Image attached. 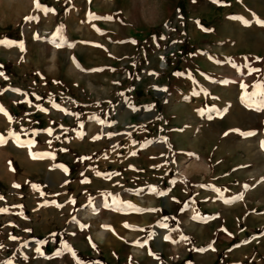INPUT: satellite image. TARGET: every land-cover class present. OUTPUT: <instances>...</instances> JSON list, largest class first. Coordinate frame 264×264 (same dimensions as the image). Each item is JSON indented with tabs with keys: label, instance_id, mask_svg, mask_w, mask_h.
Segmentation results:
<instances>
[{
	"label": "rangeland",
	"instance_id": "1",
	"mask_svg": "<svg viewBox=\"0 0 264 264\" xmlns=\"http://www.w3.org/2000/svg\"><path fill=\"white\" fill-rule=\"evenodd\" d=\"M38 2L0 0V264H264V0Z\"/></svg>",
	"mask_w": 264,
	"mask_h": 264
},
{
	"label": "snow or ice",
	"instance_id": "2",
	"mask_svg": "<svg viewBox=\"0 0 264 264\" xmlns=\"http://www.w3.org/2000/svg\"><path fill=\"white\" fill-rule=\"evenodd\" d=\"M34 3L36 5L37 8H40V4L38 2V0H34ZM31 19H35L34 17H26L25 20L29 21ZM245 23H248L247 21H244ZM257 23H260L262 26H264V21H257ZM58 37L62 35V33L60 31L57 32L56 34ZM0 44H3L6 47H11L13 45H17V46H21L18 42H14V41H7V40H2L0 41ZM59 46V45H57ZM250 71H258V69H252ZM179 75V74H178ZM242 87H246V86H242ZM254 88L256 89L255 91L251 92V93H245L241 96V103L245 105V107L248 108H253L256 111H264V83H260L257 85H254ZM0 111H3L2 107H0ZM214 111H219V110H215ZM224 111H227V109H225ZM203 115V112L201 113ZM209 119H211V117H209ZM254 133H242V135H253ZM227 135V133H226ZM3 142V138L0 137V143ZM166 142V140L164 141ZM262 146H264V143H262ZM191 155V154H190ZM16 187H18V185H14ZM202 187H206V186H202ZM159 195H164L165 193H158ZM0 199H2V197H0ZM0 211H6V210H0ZM13 239H15V237H13Z\"/></svg>",
	"mask_w": 264,
	"mask_h": 264
},
{
	"label": "crops",
	"instance_id": "3",
	"mask_svg": "<svg viewBox=\"0 0 264 264\" xmlns=\"http://www.w3.org/2000/svg\"><path fill=\"white\" fill-rule=\"evenodd\" d=\"M210 90V89H209ZM202 93V92H201ZM203 94V93H202Z\"/></svg>",
	"mask_w": 264,
	"mask_h": 264
}]
</instances>
